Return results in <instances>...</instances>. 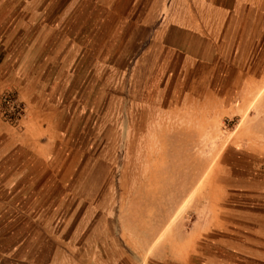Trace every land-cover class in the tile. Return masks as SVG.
<instances>
[{
  "label": "rangeland",
  "instance_id": "rangeland-1",
  "mask_svg": "<svg viewBox=\"0 0 264 264\" xmlns=\"http://www.w3.org/2000/svg\"><path fill=\"white\" fill-rule=\"evenodd\" d=\"M74 4L0 0V75L10 78L26 53L55 44L62 29L67 43L73 30L88 27V14L98 11L95 5H77L74 24ZM247 42L245 50L231 44L220 51V97L202 104L192 100L183 113L175 106L154 113L137 105L130 85L122 82L126 78L115 59L120 52L115 53L117 64L107 69L111 81L104 83L102 67L97 70L102 80L90 84L92 92L75 102L64 100L71 106L72 124L61 156L49 167L81 177L59 180L66 184L64 208L8 209L10 196L3 191L1 253L32 237L21 253L57 252L58 264H232L234 242L253 246L256 233L264 232V43L248 50ZM89 53L84 50V59L92 62ZM8 93L18 96L3 92L0 121L22 133L2 118ZM74 105L78 110L72 111ZM51 193L46 199L61 200V192ZM34 215L42 219L33 221ZM46 218L48 227L38 225Z\"/></svg>",
  "mask_w": 264,
  "mask_h": 264
},
{
  "label": "crops",
  "instance_id": "crops-1",
  "mask_svg": "<svg viewBox=\"0 0 264 264\" xmlns=\"http://www.w3.org/2000/svg\"><path fill=\"white\" fill-rule=\"evenodd\" d=\"M73 2L74 24L77 5H95L98 11L88 14V27L73 30L72 41L67 43L61 28L62 36L55 44L36 46L23 56V62L16 63L10 78L0 75V98L5 91H15L29 109L22 133L0 121V194L8 192V209L25 211L30 204L31 211L64 208L66 184L59 180L81 178L76 171L65 174L56 166L49 167L61 156L64 134L72 124L71 106L64 105V100L71 98L75 102L85 92H92L95 88L90 84L102 80L98 74L102 67L106 68L104 83L111 81L112 73L107 75V69L117 64L113 63L115 53L120 52L115 59L119 57L121 76L126 78L122 82L130 85L137 105L153 108L154 113L175 106V112L183 113L192 100L202 104L220 97L216 93L222 66L220 51L231 44L234 50H245L246 38L248 50L264 43V0ZM99 39L104 43L96 41ZM84 50L90 51L92 62L84 59ZM174 99L177 102H172ZM75 108L78 110L74 105L72 111ZM50 192H61V200L46 199ZM2 205L5 203L0 202V211ZM41 219L38 215L32 217L33 221ZM11 220L13 225L18 224L17 218ZM45 221L38 225L48 227L47 218ZM31 239H19V245L8 254L0 250V264L1 259L17 260L19 264H58L61 257L57 252L21 253V245ZM48 241L46 235L44 242ZM251 243L254 247L233 243L232 264H264V232H257ZM38 258L41 261H35Z\"/></svg>",
  "mask_w": 264,
  "mask_h": 264
},
{
  "label": "built area",
  "instance_id": "built-area-1",
  "mask_svg": "<svg viewBox=\"0 0 264 264\" xmlns=\"http://www.w3.org/2000/svg\"><path fill=\"white\" fill-rule=\"evenodd\" d=\"M1 109L2 118L18 132H22L28 118V109L18 96L14 93L4 95Z\"/></svg>",
  "mask_w": 264,
  "mask_h": 264
}]
</instances>
